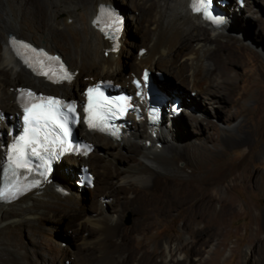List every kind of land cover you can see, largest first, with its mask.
<instances>
[{
  "label": "bare ground",
  "instance_id": "6f19581e",
  "mask_svg": "<svg viewBox=\"0 0 264 264\" xmlns=\"http://www.w3.org/2000/svg\"><path fill=\"white\" fill-rule=\"evenodd\" d=\"M118 1L123 5L125 12L122 13L127 21L117 51L105 55V50L111 45L103 39L91 20L99 4L112 3L111 0H0V143L5 144H0V193L4 187L1 168L14 137L9 127L11 124L16 126L15 111L18 109L15 94L18 83L41 91L70 95L80 86L79 76L86 73L82 78L86 84L108 77L124 85L130 75H123L127 68L125 60L130 58L132 61L128 69L137 75L144 67L160 68L178 86L190 89L193 95L196 92L205 93L202 99L210 102L213 99H221V103L223 100L226 104L230 102L227 94L231 91L233 72L245 58L242 49L221 41L226 38L224 31L228 28L240 27L237 6L233 2L221 7L225 13L224 21L214 25L204 22L197 12H192L188 8L189 0ZM134 32L147 37L140 40L145 52L133 57V47H136V42L132 43ZM9 34L18 38L26 36L28 39H24L37 45L41 43L50 52L62 51L59 54L75 73L74 79L70 83L50 85L42 78L31 75L14 57ZM155 70L158 72L156 81L168 88L165 76L160 70ZM169 90L182 99L186 111L199 109V106L203 108V105H197L199 99L195 100L196 97L181 90ZM168 107L166 102L161 107L160 117L150 120L163 124L154 128L165 129L157 136L149 133L150 137H143L145 132L134 130L148 121L145 116L139 122L136 117L128 116L127 133L119 140L96 132L86 133L83 125H78L77 133L94 144V149L86 158L63 156L46 183L35 191L15 200H0V264H66L68 257V264H209L211 259H204L203 255L213 240H219L224 235L228 217L234 209L228 200L219 197L221 188H217L212 180L196 185L193 182L151 179L155 168L169 159L170 148L163 145L164 141L174 140V132L180 129L179 122H176L180 116L173 115ZM191 121L193 125L200 123ZM158 133L161 132L158 130ZM134 140L141 143L137 148L142 151V162L126 168L121 184H114L112 188L118 193V199L107 201L108 205H118L119 213L105 212L103 207L106 205L102 204L105 201L100 200L97 206L101 207V213L85 217L83 198H86L87 189L74 181L79 167L85 164L88 171H99L102 179H110L113 174L104 172L105 165L118 156L122 147ZM97 146L100 154L94 153ZM60 165L62 169L58 172ZM94 181L95 177L93 188ZM58 185L65 189L64 193L56 190ZM217 203L220 206L215 210ZM128 211L137 219L132 226L124 227L122 219ZM181 215V228L190 235V240L171 236L155 245L154 250L159 252L149 251L147 237H151L157 223L176 221ZM62 220L74 222L72 234L86 230V222L92 228L91 236H82L79 241L76 240L75 248L65 249L67 246L60 244L56 234ZM13 229H17L19 234ZM258 231L260 234L254 240L253 252L247 255L250 264H264V227L260 226ZM236 263L241 264L240 260Z\"/></svg>",
  "mask_w": 264,
  "mask_h": 264
},
{
  "label": "rangeland",
  "instance_id": "374dc122",
  "mask_svg": "<svg viewBox=\"0 0 264 264\" xmlns=\"http://www.w3.org/2000/svg\"><path fill=\"white\" fill-rule=\"evenodd\" d=\"M227 1L229 5L233 2L234 6H237L240 27L232 28L233 26H231L228 28L224 31L226 38L221 41L223 44L230 43L240 50L242 49L241 51L245 56L242 64L235 68L231 78V91H228L227 94L230 102L226 104L222 100V104L220 98L219 101L213 99V102H210V100L202 99L201 96H204L205 93L196 92L193 95L190 89L178 86L176 81L166 76L160 68H155L160 70L161 75H164L169 82L168 88L181 90L191 97H196L195 100L199 99L197 105H203L201 107L204 110L201 111L203 108L199 106V109L186 111L181 99V109L177 115L181 118L179 117L180 120L176 121L179 122L180 126L178 125V127L181 130L174 132L173 141H164L165 144L163 145H166L168 149L170 148L169 159L161 167L155 168V173L151 179L193 182L196 185H202L208 180L216 182L217 188H221L219 197L228 200L234 212L228 217L224 235L219 240H213L210 243L203 258L211 259L209 264H237L238 260L241 264H250L247 261V255L253 252L254 240L260 234L259 227H264V0H241L242 6L238 5L237 0ZM111 2V4H116L122 12H125L120 1L111 0ZM204 24L205 26L208 25V23ZM145 37L147 36L138 32L133 33L132 43L136 42V47H133V57L137 55L138 48L144 47L142 41L146 40ZM191 44L193 45L192 42ZM129 59H126L128 61L125 60L127 68L124 71V77L133 73L132 70L128 69V65L132 61ZM154 70L151 69L152 72ZM85 75L87 74L82 73L79 76L81 82L78 90L68 96L77 97L79 91L86 84V82H82ZM215 78L216 76L213 78L214 81ZM21 84L26 85L25 83H18L17 86ZM200 101L201 103H199ZM191 120L200 123L193 125ZM157 125L163 126V124L160 125L148 120L141 126L135 127L134 130H141L140 133L145 132L143 137H148L150 134L157 136L165 131L163 128L155 129V131L154 128ZM158 130L161 133H158ZM138 144L141 143L134 140L132 144L122 147L117 157L109 160L104 167V172L113 174L110 179H102L99 171H90L95 177V187H86V198H83V215L85 217H95L101 213V207L97 206L100 200L105 201V203L102 202L106 205L103 207L105 212L119 213L118 205L114 203V205H108L107 201L118 199V193L112 188L116 184H121L122 174L126 168L142 162V151L139 147L137 148ZM2 145L5 144L2 143ZM98 148L97 146L94 153H101ZM61 169L60 165L58 172ZM57 175L61 178L60 174ZM219 206L217 203L214 209H218ZM135 219H137L136 215L128 211L124 213L122 225L130 227L134 224ZM182 220L183 216L181 215L176 221L172 220L166 224L157 223L151 237H147L150 243L149 251L159 252L158 249L154 250L155 245L162 239H169L171 236L189 241L190 235L181 228ZM62 221L63 223L57 227L56 234L57 238L60 239V244L63 247L67 246L65 249L75 248L77 241L82 236L85 238L91 236L92 228L86 222L84 225L88 228L77 234L74 233V222ZM71 228L74 229V234H72ZM13 232L19 234L17 229H13ZM68 258L65 260L66 264L69 263Z\"/></svg>",
  "mask_w": 264,
  "mask_h": 264
},
{
  "label": "snow or ice",
  "instance_id": "6c2138e0",
  "mask_svg": "<svg viewBox=\"0 0 264 264\" xmlns=\"http://www.w3.org/2000/svg\"><path fill=\"white\" fill-rule=\"evenodd\" d=\"M200 11L201 9L198 7L196 9ZM206 18L212 20L216 24H220L222 21L220 19H215L211 15V13H206ZM25 47H27L25 45ZM35 51V50H33ZM38 55L45 56L47 59L52 60L53 57L47 56L46 53L40 52ZM58 59V58H55ZM41 65H43V61H39ZM61 70L63 71V75L60 77L61 79H71L70 74L63 69V65H61ZM44 75H48L47 72L43 73ZM145 79H147V74H145ZM22 98L25 99L24 111L26 115L24 116V121L27 124V129L25 134L20 137V140L25 144H29V133L37 132L39 133L41 129H48L50 126H55L60 130L64 138H67L70 135V129L68 127V117L64 115L60 109L64 108L68 113H75V105L71 104H62L60 100L52 99V98H44V97H36L32 92H23L21 93ZM88 96V106L86 111L89 113L88 115V124L90 127H97V120L103 121L107 119V116L102 113L101 109L105 110L107 114L115 117L117 115V111L123 113L128 106V98L124 96L118 97L116 100L108 99L104 96V93L100 91L99 88L89 89L87 92ZM117 111H113V109ZM107 127V124L103 125ZM45 140L48 139L47 136L44 137ZM59 139L60 145L65 144L64 139ZM34 143H38V141H33ZM55 143V141H53ZM71 148V143L67 144L63 150L67 151ZM12 151L14 153H19V158H23L24 150L21 147H13ZM35 152V149H33ZM13 163L17 168L26 167V165L18 162L17 158H13ZM11 191V189L6 190L3 193H0V196L7 195V192ZM19 191V189H17ZM15 193H13L14 195Z\"/></svg>",
  "mask_w": 264,
  "mask_h": 264
},
{
  "label": "water",
  "instance_id": "95a60500",
  "mask_svg": "<svg viewBox=\"0 0 264 264\" xmlns=\"http://www.w3.org/2000/svg\"><path fill=\"white\" fill-rule=\"evenodd\" d=\"M113 5L116 6V8L118 9V11H120L122 13L121 9L116 4H113ZM122 15H123V13H122ZM152 77L156 79V77L154 75H152Z\"/></svg>",
  "mask_w": 264,
  "mask_h": 264
}]
</instances>
